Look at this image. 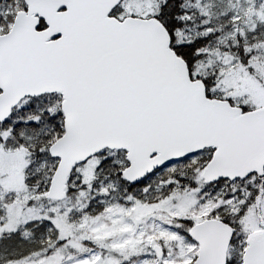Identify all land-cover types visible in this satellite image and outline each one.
Listing matches in <instances>:
<instances>
[{
  "label": "snow or ice",
  "instance_id": "6c2138e0",
  "mask_svg": "<svg viewBox=\"0 0 264 264\" xmlns=\"http://www.w3.org/2000/svg\"><path fill=\"white\" fill-rule=\"evenodd\" d=\"M0 264H264V0H0Z\"/></svg>",
  "mask_w": 264,
  "mask_h": 264
}]
</instances>
